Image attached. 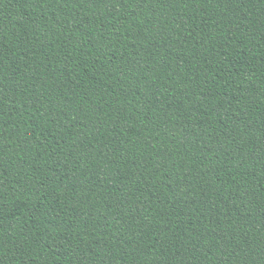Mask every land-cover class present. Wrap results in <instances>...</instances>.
<instances>
[{"label":"trees","instance_id":"trees-1","mask_svg":"<svg viewBox=\"0 0 264 264\" xmlns=\"http://www.w3.org/2000/svg\"><path fill=\"white\" fill-rule=\"evenodd\" d=\"M0 264H264V0H0Z\"/></svg>","mask_w":264,"mask_h":264}]
</instances>
